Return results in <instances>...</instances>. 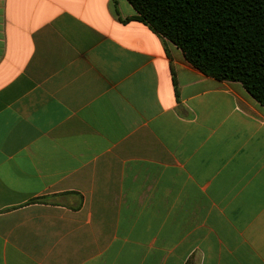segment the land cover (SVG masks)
I'll return each mask as SVG.
<instances>
[{
    "label": "crops",
    "instance_id": "0c3cea01",
    "mask_svg": "<svg viewBox=\"0 0 264 264\" xmlns=\"http://www.w3.org/2000/svg\"><path fill=\"white\" fill-rule=\"evenodd\" d=\"M126 0H0V264H264V107Z\"/></svg>",
    "mask_w": 264,
    "mask_h": 264
},
{
    "label": "trees",
    "instance_id": "16d2710c",
    "mask_svg": "<svg viewBox=\"0 0 264 264\" xmlns=\"http://www.w3.org/2000/svg\"><path fill=\"white\" fill-rule=\"evenodd\" d=\"M126 1L192 67L240 83L264 107V0Z\"/></svg>",
    "mask_w": 264,
    "mask_h": 264
}]
</instances>
